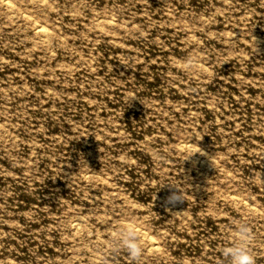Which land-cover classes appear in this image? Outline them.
<instances>
[{
  "label": "rangeland",
  "instance_id": "obj_1",
  "mask_svg": "<svg viewBox=\"0 0 264 264\" xmlns=\"http://www.w3.org/2000/svg\"><path fill=\"white\" fill-rule=\"evenodd\" d=\"M238 227L264 264V0H0V264H229Z\"/></svg>",
  "mask_w": 264,
  "mask_h": 264
},
{
  "label": "clouds",
  "instance_id": "obj_2",
  "mask_svg": "<svg viewBox=\"0 0 264 264\" xmlns=\"http://www.w3.org/2000/svg\"><path fill=\"white\" fill-rule=\"evenodd\" d=\"M184 68L186 71L192 72L196 70V65L189 60ZM170 185L174 186L177 191L172 192L168 197L169 202L174 203L178 200H184L183 188L177 184ZM250 239L251 234L245 227L237 228L235 238L230 246L221 250L223 255L229 259V264H255L254 255L248 247ZM115 240L120 247L127 250L133 259L140 257L145 247L142 233L137 228L134 219H129L118 225Z\"/></svg>",
  "mask_w": 264,
  "mask_h": 264
},
{
  "label": "bare ground",
  "instance_id": "obj_3",
  "mask_svg": "<svg viewBox=\"0 0 264 264\" xmlns=\"http://www.w3.org/2000/svg\"><path fill=\"white\" fill-rule=\"evenodd\" d=\"M7 3H8V2H7ZM7 3H6V4H7ZM8 5L10 6V4H8ZM36 24H37V23H36ZM36 24H35V25H36ZM35 28H36V31H37L38 33H40V34H42V35H44V36L47 35V34H46V33H47V32H46V29L44 28V26L40 25V23H38V24L36 25ZM45 37H46V36H45ZM148 240H149V242H150L151 245H157L156 242H153V241H152V239H149V238H148ZM149 246H150V245H149Z\"/></svg>",
  "mask_w": 264,
  "mask_h": 264
}]
</instances>
